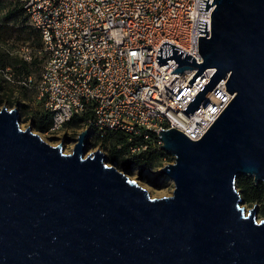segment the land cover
Returning <instances> with one entry per match:
<instances>
[{
	"label": "water",
	"instance_id": "1",
	"mask_svg": "<svg viewBox=\"0 0 264 264\" xmlns=\"http://www.w3.org/2000/svg\"><path fill=\"white\" fill-rule=\"evenodd\" d=\"M199 0L202 62L168 41L156 62L174 76L214 72L183 109L189 115L220 79L232 95L203 135L161 128L173 157L159 175L172 194L152 197L101 149L86 153L89 130L72 150L20 127L17 108H0V264H264V218L246 212L236 177L264 183V0Z\"/></svg>",
	"mask_w": 264,
	"mask_h": 264
},
{
	"label": "built area",
	"instance_id": "2",
	"mask_svg": "<svg viewBox=\"0 0 264 264\" xmlns=\"http://www.w3.org/2000/svg\"><path fill=\"white\" fill-rule=\"evenodd\" d=\"M20 2L39 33L36 53L42 59L37 80L29 75L20 81L35 90L50 115L45 134L59 139L70 133V120L86 117L79 123L80 130H89L88 139L124 133L130 143L122 156L128 159L150 146L160 148L161 128L176 127L191 139L200 138L230 100L224 99L229 92L220 79L189 115L183 109L215 68H204L176 99L197 68L176 77L170 73L177 65L174 59L155 60L159 45L171 47L161 45L168 41L202 62L197 37L205 33H198V19L207 21L209 34L213 5L203 11L199 0ZM12 52L26 60L32 57L25 43Z\"/></svg>",
	"mask_w": 264,
	"mask_h": 264
},
{
	"label": "rangeland",
	"instance_id": "3",
	"mask_svg": "<svg viewBox=\"0 0 264 264\" xmlns=\"http://www.w3.org/2000/svg\"><path fill=\"white\" fill-rule=\"evenodd\" d=\"M24 43L26 44V46H28V49L31 50L32 55L37 56L36 63H33L31 65V68L33 70V77L35 80H37L38 70L42 63V59L40 57L41 55L39 53H36V44L32 42ZM13 46L12 48L14 49ZM15 46L18 47L19 43H17ZM6 74L9 73L6 72L5 74H2V72L0 71V108L2 106H6L7 108L16 107L20 113L19 122L21 128L31 126L32 130L38 133L48 143L55 145L61 141L63 151L66 153L70 152L72 150L77 133L81 131L80 123L73 122L69 124L68 129H70V133L66 134L65 132V135L59 139L45 134L42 130L36 129L33 125L32 117L39 116L44 112L42 100L36 97V93L33 88L21 85L17 81V77L9 79L10 81H2V76L4 75L6 77ZM93 140L94 139H88L85 154H88L95 149L100 148L106 155V163L112 164V161L109 160V157L111 155L110 149L116 142L115 139L111 137L105 143L98 142L95 145L92 144ZM115 145L120 147L118 143H116ZM172 161L173 157L167 152L160 149V151H157L154 154L150 164L143 169H140V165L138 163H132L129 158L126 160L118 159L116 167L118 170L124 171L130 178L134 179L138 184L147 189L150 196L159 197L172 194L174 188L173 181L166 175L158 174L160 168L164 164ZM240 204L244 207L246 212L249 208L256 204V220L264 218V196L252 202L242 199L240 201Z\"/></svg>",
	"mask_w": 264,
	"mask_h": 264
},
{
	"label": "trees",
	"instance_id": "4",
	"mask_svg": "<svg viewBox=\"0 0 264 264\" xmlns=\"http://www.w3.org/2000/svg\"><path fill=\"white\" fill-rule=\"evenodd\" d=\"M24 42H32L38 47L40 45L38 31L29 23L20 0H0V71L2 74L6 72L11 74V79L17 77V81L23 86L25 85L20 80L29 75L33 76L31 65L36 63L37 60L36 55H32L30 60H26L12 52L13 45L15 47L17 43ZM2 81L10 80L3 75ZM85 119L86 117L73 118L67 125L73 122L78 123ZM32 122L36 129L46 131L50 127L51 118L49 113L44 110L39 116L32 117ZM111 137L116 142L110 149L111 155L109 160H126L122 155L130 142L127 141V136L124 133L114 131L103 137L96 136L93 138L92 144L95 145L98 142L105 143ZM116 143L120 147L116 146ZM157 151H160L159 147L150 146L140 155L133 156L129 159L132 163H138L140 169H143L150 164L152 157ZM236 187L240 192L241 198L245 201H256L264 196V184L261 182L255 183L252 177L247 175H239L236 177Z\"/></svg>",
	"mask_w": 264,
	"mask_h": 264
},
{
	"label": "bare ground",
	"instance_id": "5",
	"mask_svg": "<svg viewBox=\"0 0 264 264\" xmlns=\"http://www.w3.org/2000/svg\"><path fill=\"white\" fill-rule=\"evenodd\" d=\"M225 95V96H224ZM224 99H225V101L226 100H229L230 99V97H231V94H229V93H227L226 91L224 92Z\"/></svg>",
	"mask_w": 264,
	"mask_h": 264
}]
</instances>
